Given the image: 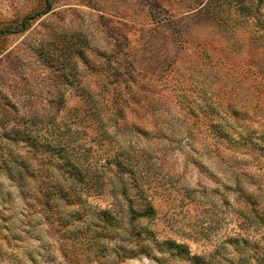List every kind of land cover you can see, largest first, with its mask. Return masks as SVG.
<instances>
[{
    "label": "rangeland",
    "instance_id": "obj_1",
    "mask_svg": "<svg viewBox=\"0 0 264 264\" xmlns=\"http://www.w3.org/2000/svg\"><path fill=\"white\" fill-rule=\"evenodd\" d=\"M252 2L0 0V31L16 32L0 38V133L71 124L103 176L88 202L119 211L122 187L143 188L159 215L150 254L135 255L123 231L77 223L80 205L45 208L20 166L38 172L43 154L6 139L0 264H264V4Z\"/></svg>",
    "mask_w": 264,
    "mask_h": 264
},
{
    "label": "trees",
    "instance_id": "obj_2",
    "mask_svg": "<svg viewBox=\"0 0 264 264\" xmlns=\"http://www.w3.org/2000/svg\"><path fill=\"white\" fill-rule=\"evenodd\" d=\"M255 1L257 4L256 9H260L264 4V0H254V3ZM254 3L252 2L251 6ZM50 11L51 9L49 8L37 14V16L23 18L19 32L25 31L33 19L45 16ZM6 32L16 33L6 28V30L0 31V38ZM107 106L110 107L109 105ZM52 122L53 127L45 132L40 130L33 133L24 130L27 127L21 128L20 124L11 126L6 124L2 128V133H0V144L6 139L12 142H22L24 147H29L32 153L41 152L43 154L41 157H35L34 155V159L41 166L38 172L32 170L24 162L20 165L24 174H28L35 179L40 178L37 195L41 197L43 206L48 209L52 208L54 200H64L71 206L80 205L82 211L72 214V217L78 218L76 220L77 223H83L86 221L84 218H88V214H91V219L93 220L88 223L86 230L123 231L129 241L136 243V248L133 250L135 255L139 253L150 254L146 247V241L150 235H144L143 232H151L152 235L155 232L148 225V223L155 222L159 217L152 200L148 198L143 188L139 189L137 199L135 194L130 195L125 186L121 189V195L124 196L125 203L119 211L112 210V208H96L92 206L88 202V196L84 197V195H87L86 193H89L91 189L96 188L97 183L101 182L103 184V176H99L95 171L93 172L85 161L83 162L77 146L73 143L77 139L74 138L75 132H73L71 124L65 123L64 128H62V122L55 120ZM68 134L69 137H67ZM13 158L17 159L14 163H20L16 156L13 155ZM56 169L59 171V175L54 173ZM13 174L17 177L15 172ZM117 189L119 192L120 189L118 187ZM70 217L68 215V219ZM68 219L65 220L63 226L70 224L67 223ZM162 243L168 251L178 250L179 254L177 256L179 257L189 255L188 247L182 243L177 244L171 241ZM191 259L195 264H204L202 263L203 258L200 256L195 255Z\"/></svg>",
    "mask_w": 264,
    "mask_h": 264
}]
</instances>
